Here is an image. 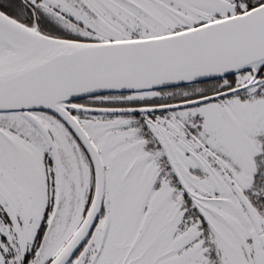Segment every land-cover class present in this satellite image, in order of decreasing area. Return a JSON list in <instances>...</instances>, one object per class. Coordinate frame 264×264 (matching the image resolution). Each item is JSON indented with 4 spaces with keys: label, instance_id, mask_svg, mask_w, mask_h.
<instances>
[{
    "label": "snow or ice",
    "instance_id": "obj_1",
    "mask_svg": "<svg viewBox=\"0 0 264 264\" xmlns=\"http://www.w3.org/2000/svg\"><path fill=\"white\" fill-rule=\"evenodd\" d=\"M0 264H264V0H0Z\"/></svg>",
    "mask_w": 264,
    "mask_h": 264
}]
</instances>
